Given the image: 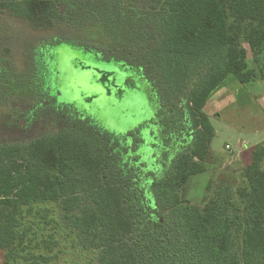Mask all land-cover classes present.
Listing matches in <instances>:
<instances>
[{
	"label": "trees",
	"instance_id": "trees-1",
	"mask_svg": "<svg viewBox=\"0 0 264 264\" xmlns=\"http://www.w3.org/2000/svg\"><path fill=\"white\" fill-rule=\"evenodd\" d=\"M0 12L35 29L62 23L121 44L131 56L117 64L137 75L154 105L135 131H102L130 158L119 173L110 150L82 129L0 145L5 264L53 260L44 255L55 242L45 234L49 205L99 251L98 264H264V140L234 186L210 194L209 183L200 209L183 197L211 158L214 130L203 111L211 93L229 76L242 85L256 79L248 54L264 80V0H0ZM109 76L100 79L108 92ZM164 133L185 137V146L160 144L154 136Z\"/></svg>",
	"mask_w": 264,
	"mask_h": 264
},
{
	"label": "rangeland",
	"instance_id": "rangeland-1",
	"mask_svg": "<svg viewBox=\"0 0 264 264\" xmlns=\"http://www.w3.org/2000/svg\"><path fill=\"white\" fill-rule=\"evenodd\" d=\"M60 43L64 44L59 46ZM122 47L96 32L62 23L49 30L35 29L22 18L0 12V145L24 146L47 135L78 134L82 129L93 133L100 148L110 150L112 170L123 171V162L127 165L130 158L121 150V142L111 136L135 131L153 116L154 105L137 75L125 72L117 64L128 65L130 59ZM106 74L110 75L109 92L100 80ZM126 78H130L132 86L124 85ZM89 98H93L91 102ZM216 107L213 103L203 111L211 113ZM208 118L215 131L210 143L214 155L206 172L188 178L183 194L197 209L203 206L209 183L211 194L221 184L234 186L238 182L250 153L242 155L239 165L235 161L228 163L240 149L236 134L230 133L222 118ZM96 125L102 127L100 132ZM103 130L111 136H104ZM164 134L165 139L154 138L160 144L171 139V144L185 146V137ZM142 135L144 139L150 138L147 131ZM139 137L135 135V145ZM226 144L231 150H226ZM52 207L46 206L42 211L47 215L45 234L53 233L55 240L52 249L44 254L53 260L45 264H98L99 251L89 248L87 240L69 228ZM33 254L37 255V251H32ZM16 262L39 264L22 258ZM0 264H5L1 250Z\"/></svg>",
	"mask_w": 264,
	"mask_h": 264
},
{
	"label": "crops",
	"instance_id": "crops-1",
	"mask_svg": "<svg viewBox=\"0 0 264 264\" xmlns=\"http://www.w3.org/2000/svg\"><path fill=\"white\" fill-rule=\"evenodd\" d=\"M247 64L249 69L255 71L256 79L242 85L233 76L227 77L211 93L203 108L206 110V107L214 103L217 106L214 112L205 111V114L208 117L222 118L230 133L236 134L240 149L230 159L234 158L238 165L245 152L264 140V80L260 78L259 67L254 63L251 54H248ZM210 151L212 157L214 154L211 149Z\"/></svg>",
	"mask_w": 264,
	"mask_h": 264
},
{
	"label": "built area",
	"instance_id": "built-area-1",
	"mask_svg": "<svg viewBox=\"0 0 264 264\" xmlns=\"http://www.w3.org/2000/svg\"><path fill=\"white\" fill-rule=\"evenodd\" d=\"M226 149L229 150L230 147H229L228 145H226ZM234 161H235V159H234V158H231V159L228 161V163H232V162H234Z\"/></svg>",
	"mask_w": 264,
	"mask_h": 264
}]
</instances>
